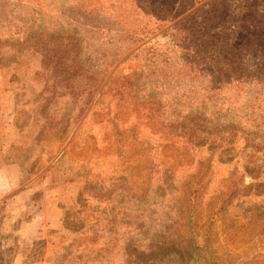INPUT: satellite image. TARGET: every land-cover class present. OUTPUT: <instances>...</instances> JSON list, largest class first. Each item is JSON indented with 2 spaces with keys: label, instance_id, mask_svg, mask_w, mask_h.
Wrapping results in <instances>:
<instances>
[{
  "label": "rangeland",
  "instance_id": "374dc122",
  "mask_svg": "<svg viewBox=\"0 0 264 264\" xmlns=\"http://www.w3.org/2000/svg\"><path fill=\"white\" fill-rule=\"evenodd\" d=\"M10 163L0 264H264V0H0Z\"/></svg>",
  "mask_w": 264,
  "mask_h": 264
},
{
  "label": "crops",
  "instance_id": "0c3cea01",
  "mask_svg": "<svg viewBox=\"0 0 264 264\" xmlns=\"http://www.w3.org/2000/svg\"><path fill=\"white\" fill-rule=\"evenodd\" d=\"M9 172V176L5 173ZM8 179L3 180L4 177ZM22 174L19 170V166L10 163L0 166V194H6L13 190H21ZM39 190V189H38ZM40 190L47 191V186L41 185ZM22 198L24 201L23 207L31 210V201L33 196L37 194L35 186L29 185L26 188H22ZM19 194V193H18ZM17 195V194H16ZM29 202V203H28ZM34 208V206H33ZM39 209V208H38ZM35 208L36 212L31 217L22 218L23 216L17 217L16 221L13 222L15 234L19 237H11L13 240L17 238V243L21 247L20 254L15 255L12 264H52L51 260L47 256H43L35 262H26L31 251L24 249V247H30L37 241H43L48 236L49 231H58L62 228L61 214L59 212V206L46 207V210L39 211ZM25 210V209H23ZM29 210V211H30ZM24 212V211H23ZM21 222L18 227L16 224Z\"/></svg>",
  "mask_w": 264,
  "mask_h": 264
}]
</instances>
